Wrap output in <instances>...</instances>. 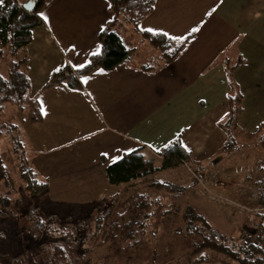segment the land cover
Listing matches in <instances>:
<instances>
[{
    "label": "crops",
    "instance_id": "obj_1",
    "mask_svg": "<svg viewBox=\"0 0 264 264\" xmlns=\"http://www.w3.org/2000/svg\"><path fill=\"white\" fill-rule=\"evenodd\" d=\"M38 14L42 24L23 53L41 121L30 123L17 113L11 137L19 138L28 167L46 183L49 208L92 210L118 198L127 185L108 184L107 165L140 150L159 166L157 152L176 139L190 154L192 180L193 167H203V179L211 160L239 151L220 152L227 136L218 125L236 87L242 110L232 134L236 142L251 136L264 152V136L255 134L264 121V0H155L138 29L183 40L172 60L160 63L158 51L122 22L117 29L123 35L117 33L133 48L130 58L111 70H93L79 89L66 83L41 87L53 71L81 68L99 51L98 34L112 16L107 0H44ZM254 180L263 191L247 197L253 213L264 211L257 201L264 197V178ZM247 220L250 231L253 223L264 225L262 214Z\"/></svg>",
    "mask_w": 264,
    "mask_h": 264
},
{
    "label": "trees",
    "instance_id": "obj_2",
    "mask_svg": "<svg viewBox=\"0 0 264 264\" xmlns=\"http://www.w3.org/2000/svg\"><path fill=\"white\" fill-rule=\"evenodd\" d=\"M27 1L32 3V8L28 12L22 7ZM107 2L108 10L112 16L98 34L99 51L91 55L88 62L81 68L72 69L68 65H64L53 71L41 90L60 83H66L70 88L79 89L81 78L93 70H111L120 63L127 62L134 50L126 46L117 33V28L122 22L130 25L150 47L158 51L160 63L172 60L183 40L177 42L163 34L138 29L140 21L152 10L155 0H107ZM43 3L44 0H3V3H0V62L5 63V66H0V115L10 108L13 113L25 112L26 119L30 123L40 122L41 114L36 97L30 96V83L24 71L27 58L23 50L31 41L32 30L42 24L38 13ZM227 105L228 115L218 124L227 136L220 152L231 151L238 147L235 136L232 134V130L237 128L236 120L242 110L241 94L237 87L233 95L228 96ZM11 117L10 120L13 118ZM16 129V122H3L0 124V139L3 136H11ZM255 134L264 136V121L259 124ZM13 139L12 152L16 155L21 143L19 138L14 136ZM157 155L161 158L159 166H154L140 150L123 154L117 161L105 168L107 183L114 186H128L135 181H142L145 186L152 189L173 193L181 192L183 188H177L173 183L149 182L148 179L160 170L190 164V154L176 139L157 152ZM23 161L24 158L18 159L17 168V176L22 184L21 190L32 199L40 198L42 200L46 183L38 180L33 169ZM201 171H203V167H193L195 176L193 181L200 180L199 172ZM0 183L5 186L12 185L9 170L6 168L1 152ZM8 194V190L0 194V237H2V233H4V237L10 236L16 239L25 235L30 242L37 240L40 243L35 255L39 256L41 264H71L67 251L56 242L58 237L66 238L67 234L70 235L69 229L61 228V225L64 224L60 223L59 226L41 230L42 224L45 223L44 220L40 221L35 217L32 219L27 215V221L31 225L30 230H24L23 226L17 224L16 216L9 211L16 198H12V194ZM257 201L264 203V197L258 196ZM156 203L142 193L128 195L123 202H119L118 198L114 196L109 202L107 211L104 213H100V211L95 216L93 241L89 250L85 251L83 257L80 258L81 264H97L98 262L91 263L88 256L93 249L107 244L116 248L119 246L136 247L139 244L140 234L144 232L145 226L150 220L151 209ZM101 204L100 202L97 206ZM42 205L46 206L45 203ZM182 219L188 224L202 223V228L205 230L200 241L194 244L192 251L208 248L238 261L239 264H264V251L261 246L248 245L240 238V240H228L224 235L211 230L193 208L185 209ZM8 224L10 225L8 226ZM259 224L264 226L262 223ZM194 231L198 232L196 228H193L192 231L186 233L187 237L193 235ZM53 233H57L58 237L51 236L54 235ZM118 253L119 249L115 251L116 255ZM4 257L7 258L8 254H4ZM8 258L5 261L10 264ZM106 259L107 257H104L101 262ZM0 264H5V262Z\"/></svg>",
    "mask_w": 264,
    "mask_h": 264
},
{
    "label": "rangeland",
    "instance_id": "obj_3",
    "mask_svg": "<svg viewBox=\"0 0 264 264\" xmlns=\"http://www.w3.org/2000/svg\"><path fill=\"white\" fill-rule=\"evenodd\" d=\"M118 33L123 35L121 31ZM138 42L139 39L136 37L133 45L137 46ZM0 66H5V63L0 62ZM17 113H13L10 108L7 109L0 115V124L7 121L18 124ZM20 114L24 116L25 112H19ZM250 137L237 140L239 151L222 153L219 162L207 165L206 175L200 179V183L192 180L188 165L170 167L154 173L148 179L149 182L173 183L177 188H183L181 192L152 189L145 186L142 181H135L123 187L118 194L119 202H123L128 195L134 193H142L151 201L157 202L151 209V217L144 232L139 236V244L134 248L124 246L116 248L107 244L93 249L88 260L91 263L98 262L97 264H239L238 261L208 248L192 251L205 230L202 223L196 225L185 223L182 215L188 207L193 208L211 230L224 235L228 240H240L244 232L251 230L247 219L253 218L254 213L264 215V211L253 213L249 209L250 203L247 202L249 188L253 186L252 180L264 178V152L261 150V143ZM12 140L14 139L11 136H3L0 139V152L12 180V185L9 186L0 183V194L8 190L12 198H16L12 203L13 209L9 208L10 213L16 216L17 224L23 226L26 231L30 230L31 225L27 221V215L32 219L35 217L40 221L44 220L46 225L42 224L41 230L63 223L61 228L69 229L70 235L62 238L53 233L51 236L58 237L56 242L67 251L71 264H81L80 258L89 250L93 241L95 216L100 211V213L107 211L111 199L101 201V205H95L90 210L91 207L75 209L63 204H55L49 208L42 205L43 199L30 198L21 190L22 184L17 176L18 159L24 158L23 162L28 166L27 155L20 150L21 144L15 155L12 152ZM214 180L222 181L224 184L215 188ZM193 228L198 232L194 231L193 235L187 237L186 233ZM1 235L0 263L7 264L5 260L9 257L10 264H41L39 256L35 255L40 244L37 240L30 242L25 235L17 239L4 237V233ZM117 249L118 255L115 254ZM6 253L7 258L4 257ZM104 257H107L106 261L101 262Z\"/></svg>",
    "mask_w": 264,
    "mask_h": 264
},
{
    "label": "built area",
    "instance_id": "obj_4",
    "mask_svg": "<svg viewBox=\"0 0 264 264\" xmlns=\"http://www.w3.org/2000/svg\"><path fill=\"white\" fill-rule=\"evenodd\" d=\"M222 181H213V187H217L218 185H223ZM253 186L249 188V193L253 196H257L262 194L263 184L259 180L252 181ZM252 230L250 232H244L242 234V240L248 245H259L261 249L264 251V226L260 224L253 223Z\"/></svg>",
    "mask_w": 264,
    "mask_h": 264
},
{
    "label": "water",
    "instance_id": "obj_5",
    "mask_svg": "<svg viewBox=\"0 0 264 264\" xmlns=\"http://www.w3.org/2000/svg\"><path fill=\"white\" fill-rule=\"evenodd\" d=\"M22 7H23V9H24L25 11L28 12V11H30L31 8H32V3H31L30 1H27V2H25V3L22 5ZM217 161H218V158H215L211 163L214 164V163H216ZM199 176L202 177V172L199 173Z\"/></svg>",
    "mask_w": 264,
    "mask_h": 264
},
{
    "label": "snow or ice",
    "instance_id": "obj_6",
    "mask_svg": "<svg viewBox=\"0 0 264 264\" xmlns=\"http://www.w3.org/2000/svg\"><path fill=\"white\" fill-rule=\"evenodd\" d=\"M0 3H3V0H0ZM192 31L195 32V31H197V29L193 28ZM176 39H180V38H176Z\"/></svg>",
    "mask_w": 264,
    "mask_h": 264
}]
</instances>
